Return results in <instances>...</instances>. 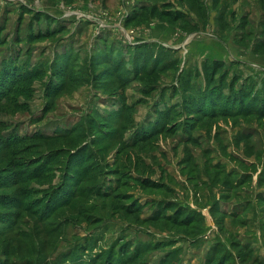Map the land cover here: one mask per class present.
I'll use <instances>...</instances> for the list:
<instances>
[{
    "label": "rangeland",
    "instance_id": "374dc122",
    "mask_svg": "<svg viewBox=\"0 0 264 264\" xmlns=\"http://www.w3.org/2000/svg\"><path fill=\"white\" fill-rule=\"evenodd\" d=\"M0 264H264V0H0Z\"/></svg>",
    "mask_w": 264,
    "mask_h": 264
},
{
    "label": "trees",
    "instance_id": "16d2710c",
    "mask_svg": "<svg viewBox=\"0 0 264 264\" xmlns=\"http://www.w3.org/2000/svg\"><path fill=\"white\" fill-rule=\"evenodd\" d=\"M2 91H4V90H2Z\"/></svg>",
    "mask_w": 264,
    "mask_h": 264
}]
</instances>
